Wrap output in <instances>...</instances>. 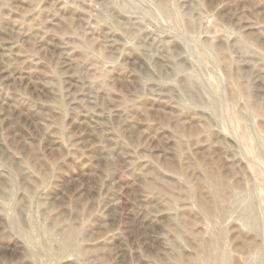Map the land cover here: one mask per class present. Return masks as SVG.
Listing matches in <instances>:
<instances>
[{"label": "rangeland", "instance_id": "rangeland-1", "mask_svg": "<svg viewBox=\"0 0 264 264\" xmlns=\"http://www.w3.org/2000/svg\"><path fill=\"white\" fill-rule=\"evenodd\" d=\"M0 264H264V0H0Z\"/></svg>", "mask_w": 264, "mask_h": 264}]
</instances>
